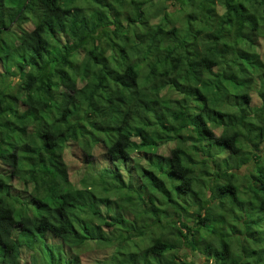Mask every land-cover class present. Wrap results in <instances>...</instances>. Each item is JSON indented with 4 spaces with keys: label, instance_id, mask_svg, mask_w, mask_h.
I'll return each mask as SVG.
<instances>
[{
    "label": "trees",
    "instance_id": "trees-1",
    "mask_svg": "<svg viewBox=\"0 0 264 264\" xmlns=\"http://www.w3.org/2000/svg\"><path fill=\"white\" fill-rule=\"evenodd\" d=\"M164 1L0 0V264H264V0Z\"/></svg>",
    "mask_w": 264,
    "mask_h": 264
},
{
    "label": "rangeland",
    "instance_id": "rangeland-1",
    "mask_svg": "<svg viewBox=\"0 0 264 264\" xmlns=\"http://www.w3.org/2000/svg\"><path fill=\"white\" fill-rule=\"evenodd\" d=\"M171 1H173V3H171ZM163 3L167 4L168 9L170 11H172V10H175V8L177 7L176 4L178 3V1L176 3L174 0H165ZM110 14L112 15L111 19L116 15V14H113V13H110ZM28 26H30V24H28ZM253 102H255V100H253ZM214 133L217 134L218 130L214 129ZM172 145H173V142H169L166 146L170 147ZM164 147L165 146H162V148H164ZM100 152H101L100 150H97V151L93 152V154H92V159L93 160H97L98 161V159H99V161H98V164L100 163L99 167L102 165V159L100 157ZM82 155L83 154L81 153L80 150H74L71 153L66 152L65 154H63V159H64V162L66 163V166H67L68 180L73 186H78L76 178L78 177L79 173L81 172L82 174H84V172H85V170L84 171H80V166L82 164V161H81ZM217 162L220 163L218 166L221 167V169H223V170H224V167H228L224 163V158L223 159L222 158L221 159L218 158ZM248 168H251V164H246L241 169L235 170L234 173L238 174V175H242V174L246 173V170ZM92 169H95V167L92 166ZM92 169H91V171H92ZM86 174H88V173H86ZM89 177H91L92 179H95V175H91ZM237 179H241L245 183V184L243 183L242 185H239V189H242V187H244V186L248 187L250 185V183L248 182V179L245 180V179H242L240 177L237 178ZM263 228H264V223L262 224V229ZM102 253L104 255L106 253L105 250H102V251H100L98 253H97V251L96 252L95 251L94 252H87V253L81 255L80 258H81L82 264H87L88 263V259L87 258H90V257H93V256L100 257L102 255Z\"/></svg>",
    "mask_w": 264,
    "mask_h": 264
}]
</instances>
